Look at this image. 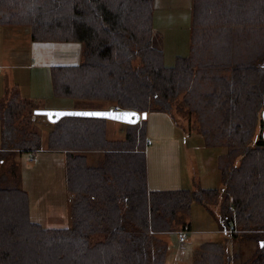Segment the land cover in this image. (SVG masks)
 Returning <instances> with one entry per match:
<instances>
[{
  "label": "trees",
  "instance_id": "16d2710c",
  "mask_svg": "<svg viewBox=\"0 0 264 264\" xmlns=\"http://www.w3.org/2000/svg\"><path fill=\"white\" fill-rule=\"evenodd\" d=\"M192 15L189 55L166 66L154 0H0V25L28 27L35 42L83 44L81 63L51 68L58 99L168 113L176 124L177 115L195 116L205 145L226 149L222 188L151 191L148 119L126 124L123 140L108 137L107 119L48 121V149L66 154L72 226L34 221L27 191L6 185L0 170V264H166L161 234L174 231L194 202L210 206L220 197V229L254 235L256 253L238 263L223 243L205 241L192 264H264L262 129L254 139L264 126V0H193ZM30 104L17 95L0 103L2 164L11 150L41 146L32 123L22 124ZM98 151L102 163L91 165L88 153Z\"/></svg>",
  "mask_w": 264,
  "mask_h": 264
},
{
  "label": "rangeland",
  "instance_id": "374dc122",
  "mask_svg": "<svg viewBox=\"0 0 264 264\" xmlns=\"http://www.w3.org/2000/svg\"><path fill=\"white\" fill-rule=\"evenodd\" d=\"M170 4L173 5L174 3L170 2ZM173 9L175 23L171 25L167 24L165 29L162 27L163 31H166L165 36H155L156 45L164 52L166 66H172L178 55L188 56L191 45V36H189V23L191 20L188 22L187 18V24H184V19L181 16L184 9ZM0 27H3V25H0ZM20 28L29 30L28 27ZM71 43L74 48H83V44L79 42ZM59 46H66V43H60ZM136 64L138 65L139 61H136ZM33 72L34 85L39 86L43 93H45L44 101L58 100L51 85V71L34 70ZM24 83L27 84V82ZM65 100L68 102V105L71 104L75 109L80 110H101L112 106L109 102L101 100ZM30 103L27 111L23 114L22 124L32 123L30 130L37 131L41 134V146L38 150L29 152H21L18 149L11 150L9 155L5 157L4 164L2 162L0 163V170L8 174L9 181L6 185L18 186L27 191L31 201V214L33 213L32 219L34 221L42 224L46 228H68L72 226L71 206L69 202L71 194L67 191V175L65 162L62 159L63 153L48 149L47 137L51 130L50 124L48 123L49 120L46 119L47 117L45 115L36 114V111L40 110L37 107L45 104H41V102ZM155 113L157 112H152L153 115ZM169 117L171 118V116ZM177 118L179 120L177 126L174 125V128L178 132L177 134L182 135L187 130L189 132L188 135H191V137L187 136V138L182 137L181 139L184 180L188 185H190L189 180H192L191 183L193 182L188 187L192 190H198L206 184L211 188H222V183H216V177L219 174V157L226 149L224 147H208L205 145L202 135L193 128L196 123L195 116L190 118L186 116L185 118L184 116L177 115ZM123 126L125 125H122V123H114V121L108 120V137L113 140L125 139L126 133ZM263 128L264 126L261 128L258 126L254 139L260 129L263 130ZM1 131L2 122L0 121V143ZM149 141L150 144L148 147L153 142L154 144L157 143V140L153 141L148 137V143ZM102 156L103 152L101 151L88 153L89 163L91 165H100L103 159ZM207 170H211L216 177L211 176L213 179H209L206 182L202 175ZM221 201L222 197L219 198L215 205L211 204L210 206L194 202L190 215L183 213L178 215L174 224L175 230L165 233L163 236L168 242L170 252L169 263L167 264H171L170 260L172 259L174 264H192L195 250L205 241L223 243L230 256H237L238 263L241 260L251 258L256 253L257 240L254 235L234 237L230 232L229 234L221 232L219 225ZM185 224H191V229ZM185 228H187V242L180 244L178 232Z\"/></svg>",
  "mask_w": 264,
  "mask_h": 264
},
{
  "label": "crops",
  "instance_id": "0c3cea01",
  "mask_svg": "<svg viewBox=\"0 0 264 264\" xmlns=\"http://www.w3.org/2000/svg\"><path fill=\"white\" fill-rule=\"evenodd\" d=\"M170 2L174 4L172 5ZM173 8L184 9L181 15L184 19L183 23L187 24V18L188 22L191 20L189 23V36L192 35L193 15L191 10L193 9V0H154V36H165L166 31H163L162 27L165 29L167 24L175 23ZM62 43H66V46L60 47V43L56 42H35L32 40L30 30L26 28L0 27V103H7L17 95L23 100L45 104L37 107L38 109H75L71 104L68 105L65 99L57 98L58 100L44 101L45 93L33 82L34 70L51 71V68L55 65L79 64L82 59V49L80 47L74 48L71 42ZM24 82H27V84ZM169 116V114L161 112H157L155 115L148 114V137L150 140H157V143L154 144L153 142L146 151L149 189L151 191L179 189L195 191L188 187L193 183H191L192 180H189L190 185L185 182L183 170L181 139L182 137H191V135H188L186 130L184 134L178 135L177 130L174 128V125L177 126V124ZM114 123L122 122L114 121ZM122 125H125L123 129L126 133V124L122 123ZM54 152L63 153L62 159L65 162V152ZM202 176L207 182L209 179H213L215 174L211 170H207ZM216 179L217 184L222 183L220 172ZM214 188L206 184L202 187V189ZM72 197L70 195V205ZM185 225H188L191 229V224ZM221 232L225 233L222 230ZM164 234H161V237L165 240ZM186 242L187 238L184 243L179 241L180 244ZM169 254L166 264L169 263ZM170 263L174 264L173 259L170 260Z\"/></svg>",
  "mask_w": 264,
  "mask_h": 264
},
{
  "label": "water",
  "instance_id": "95a60500",
  "mask_svg": "<svg viewBox=\"0 0 264 264\" xmlns=\"http://www.w3.org/2000/svg\"><path fill=\"white\" fill-rule=\"evenodd\" d=\"M36 114L45 115L51 123H56L65 116L103 118L132 125L137 124L140 121L148 118V113L146 112L139 113L138 111L134 110H116L115 108L101 110L40 109L36 111Z\"/></svg>",
  "mask_w": 264,
  "mask_h": 264
},
{
  "label": "built area",
  "instance_id": "2783aa9c",
  "mask_svg": "<svg viewBox=\"0 0 264 264\" xmlns=\"http://www.w3.org/2000/svg\"><path fill=\"white\" fill-rule=\"evenodd\" d=\"M116 110H120V107H115ZM234 230V227L229 228L228 230H225V233H231ZM186 235H187V228L184 230H181L178 232V237L180 242H185L186 241Z\"/></svg>",
  "mask_w": 264,
  "mask_h": 264
},
{
  "label": "flooded vegetation",
  "instance_id": "af4514ba",
  "mask_svg": "<svg viewBox=\"0 0 264 264\" xmlns=\"http://www.w3.org/2000/svg\"><path fill=\"white\" fill-rule=\"evenodd\" d=\"M263 121H264V119H263ZM262 135H263L262 137H263V141H264V128H263V134Z\"/></svg>",
  "mask_w": 264,
  "mask_h": 264
}]
</instances>
